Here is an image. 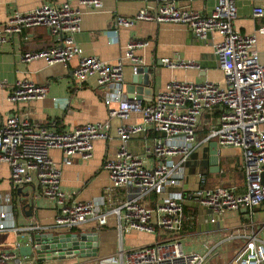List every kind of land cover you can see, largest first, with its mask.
I'll list each match as a JSON object with an SVG mask.
<instances>
[{
	"label": "built area",
	"instance_id": "1",
	"mask_svg": "<svg viewBox=\"0 0 264 264\" xmlns=\"http://www.w3.org/2000/svg\"><path fill=\"white\" fill-rule=\"evenodd\" d=\"M40 1L35 9L25 13L15 11L0 24V45L8 44L14 36H24L26 40L29 29L45 28L53 44L22 54L21 63L43 60L48 66H66L76 60L73 79L81 82L94 77L104 105L109 108L112 103L117 104L108 111L109 118L124 121L137 113L142 117V124L115 128L119 145L115 155L103 165L110 182L106 192L121 188L129 192L116 208L100 213L93 201L71 199L61 185V170L50 151H60L66 164L74 156L90 160L94 142L109 139V121L86 123L61 132L34 126L16 116L0 122V164L8 167L11 189L0 207V233L21 236L20 232L31 230L71 231L91 221L101 227L109 216H115L123 221L127 231L155 235L160 229L167 238L128 251L120 248L117 256L103 259L100 264H207L213 257L211 252L204 255L186 253L179 239L186 200L209 209L211 224L226 213L244 210L248 224L241 226L245 229L238 236L241 244L229 264H264V220L258 219L255 212L264 202V65L256 50V34L243 35L234 27L236 0H212L214 7L210 15L183 9L177 0H155L152 10L142 9L131 18L115 16L110 34H115L120 27L150 22L184 25L199 42H205L212 33L220 37L213 49L223 75L222 85L211 81H172L144 105L136 100H124L123 70L129 65L135 74L143 66L144 61L137 52L146 48L148 42L130 39L124 54L113 64L87 57L74 39L81 30V7L99 10L102 0ZM253 16L264 17V8L256 7ZM257 33L264 35V27ZM160 64L168 69H199L194 62L168 58L161 59ZM46 93V85L22 79L11 86L7 100L22 104L43 99ZM206 115L215 116V125L207 132L205 142L215 140L218 148L240 151L244 191L237 193L227 186L209 188L205 176L200 173L195 190L170 193L168 188L180 186L185 179V167L195 151L198 127ZM146 132L153 134L151 145L144 147L142 156L132 153L129 148L132 136ZM148 158L152 159L150 165L146 162ZM25 189H32V192L19 197L22 193L16 192ZM14 193L17 194L16 205L13 204ZM148 197L154 198L151 206L146 204ZM45 204L55 212L53 225L49 228L33 226V214ZM22 205L31 208L32 215L27 219L32 222L27 228L16 227L13 223L14 208L18 211ZM25 237L30 245V234ZM21 247L22 242L17 240L11 250L1 252L0 264H9ZM35 259L33 256L32 260Z\"/></svg>",
	"mask_w": 264,
	"mask_h": 264
},
{
	"label": "crops",
	"instance_id": "2",
	"mask_svg": "<svg viewBox=\"0 0 264 264\" xmlns=\"http://www.w3.org/2000/svg\"><path fill=\"white\" fill-rule=\"evenodd\" d=\"M63 2L65 0H57ZM40 0H0V24L6 22L13 12H29L40 5ZM179 7L193 9L206 15H210L214 2L212 0H177ZM155 0H102V7L93 10L81 7V30L75 35L76 44L81 48L83 55L93 56L102 62L113 64L123 54L128 41L132 38L146 40L148 46L137 52L141 56L143 66L154 69V89L151 94L142 96V103L147 104L154 96L163 91L166 85L172 81L200 83L211 81L223 84V75L220 71L213 45L220 37L212 33L205 42H199L192 32L184 25L178 24H155L150 22H137L130 28H117L115 34L109 32L114 29L115 16L131 18L142 9L152 10ZM235 29L243 34H256V50L260 62L264 65V35L258 34L257 30L264 27V17L256 18L253 10L256 7L264 8L262 0H236ZM24 36H14L8 44L0 45V122H4L10 116H16L27 120L34 126H45L57 132L67 131L86 123H104L111 125V133L107 141L94 142L93 156L90 160L83 161L78 156L70 159L66 164L58 150H51L50 156L61 170V185L70 193L72 200L84 202L93 201L100 213L108 212L118 206L120 200L128 196L129 190L121 188L113 190L109 194L106 190L110 187L109 177L104 170L105 161L112 158L119 145L115 128L120 125L142 124L140 114L133 113L127 120L109 118L108 111L117 107L112 103L109 108L103 103L100 88L96 79L90 77L84 81L77 82L72 77V71L76 67V60H72L66 66L56 64L48 66L43 60H34L27 64L21 63V56L27 52H35L48 48L53 44L48 31L43 27L29 29ZM168 58L178 61H191L199 66L197 68L168 69L160 64V60ZM151 72V71H150ZM152 73V72H151ZM133 72L131 67L125 66L123 70V98L128 101L126 87L131 82ZM22 79L30 80L36 85H46L47 93L43 99L30 101L22 104H13L7 100L11 86ZM215 125V116L206 115L200 126L196 137L195 151L185 167V179L180 186L168 188L170 193L193 191L198 186L197 174L205 173L211 175L223 174L222 169L214 173L210 171L209 144L215 140H206V134ZM153 134L146 132L132 136L129 142L130 151L142 156L144 147L151 145ZM220 153L219 166L222 158L234 156L231 176L241 174L242 162L238 149L218 148ZM222 153H221V152ZM152 159L146 160L150 165ZM233 167V168H232ZM207 181V179H206ZM234 180L229 185L237 193L244 191V180ZM11 192L9 184V170L5 164H0V207L5 202L3 198ZM32 189H25L19 197H25ZM12 194L13 204L16 205L17 194ZM153 197L146 199V204L151 206ZM24 205L17 211L14 208L13 223L16 227L27 228L31 225L28 220L27 210ZM184 226L180 233V242L186 253H199L201 255L211 252L213 257L207 264H229L241 240L238 238L245 229L242 225L248 224L244 210L226 213L216 223H209V209L199 206L194 202L184 200ZM258 219L264 220V202L255 210ZM55 212L46 204L33 214V226L49 228L53 225ZM248 232V230H247ZM246 232V233H247ZM54 233H73L77 235H97V256L73 257L72 259H60L56 253L46 254L35 260L33 256L22 257L18 251L17 257L9 264H100L106 258L115 257L119 249L124 251L153 245L157 240L167 238V234L157 229L156 234L145 232L127 231L124 229L122 220L115 216H109L104 226H98L95 221L87 222L79 228L71 231L56 230H31L20 232L16 236L12 232L0 233V253L13 248L15 241L20 240L22 245H28L26 234L31 239L45 237Z\"/></svg>",
	"mask_w": 264,
	"mask_h": 264
},
{
	"label": "water",
	"instance_id": "3",
	"mask_svg": "<svg viewBox=\"0 0 264 264\" xmlns=\"http://www.w3.org/2000/svg\"><path fill=\"white\" fill-rule=\"evenodd\" d=\"M152 73H151V72ZM154 69L147 66L138 68L133 74L131 82L126 87L128 101L136 100L142 103V96L151 94L154 89ZM209 165L210 171L217 173L220 171V153L215 142L209 144ZM264 183V180H263ZM26 208V206H25ZM27 216H31V208L28 207ZM77 235L73 233H50L45 237H35L30 245H25L19 249L22 257L37 256L42 258L46 254L56 253L60 259H72L73 257L97 256V235L93 234Z\"/></svg>",
	"mask_w": 264,
	"mask_h": 264
},
{
	"label": "rangeland",
	"instance_id": "4",
	"mask_svg": "<svg viewBox=\"0 0 264 264\" xmlns=\"http://www.w3.org/2000/svg\"><path fill=\"white\" fill-rule=\"evenodd\" d=\"M224 149H227V148H224ZM227 150H228L227 151L228 153H231V152H229L230 149H227ZM233 160H234V156H232V155L231 156H228V157H225V158H222V160H221L220 165L223 164L222 171H223L224 178L220 179L219 182H221L222 185H229L230 183H233L234 180H237L238 181L241 178V176H239V178L234 177V176H231V174L229 173V171L232 170L230 165L233 163ZM260 220H263V219L260 218ZM254 221L257 222L258 219L255 217L254 218Z\"/></svg>",
	"mask_w": 264,
	"mask_h": 264
},
{
	"label": "trees",
	"instance_id": "5",
	"mask_svg": "<svg viewBox=\"0 0 264 264\" xmlns=\"http://www.w3.org/2000/svg\"><path fill=\"white\" fill-rule=\"evenodd\" d=\"M220 169H223V164L220 165ZM239 176H241L240 173L236 175L237 178H239ZM205 178L207 179V181H206L207 185L206 186L209 187V188H213V187H217V186H224V185H222L221 182H219L220 179L224 178L223 174H221V175H218V174L211 175V174H209L207 172V173H205ZM241 178H243V180H244L243 172H242V177ZM241 178H240L239 182H241V180H242Z\"/></svg>",
	"mask_w": 264,
	"mask_h": 264
}]
</instances>
